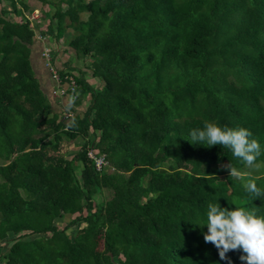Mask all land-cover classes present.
Masks as SVG:
<instances>
[{
	"label": "trees",
	"instance_id": "16d2710c",
	"mask_svg": "<svg viewBox=\"0 0 264 264\" xmlns=\"http://www.w3.org/2000/svg\"><path fill=\"white\" fill-rule=\"evenodd\" d=\"M28 1L0 0V264H246L197 225L216 201L264 216L243 188L264 173L229 176L250 168L189 132L246 127L264 145V0H34L50 7L40 34L73 30L87 62L45 58L62 111L37 78Z\"/></svg>",
	"mask_w": 264,
	"mask_h": 264
},
{
	"label": "clouds",
	"instance_id": "9594fccd",
	"mask_svg": "<svg viewBox=\"0 0 264 264\" xmlns=\"http://www.w3.org/2000/svg\"><path fill=\"white\" fill-rule=\"evenodd\" d=\"M193 145H220L228 148L232 156L248 166L258 169L264 154V145L253 138L252 132L246 127L221 126L214 122H205L202 128H193L189 132ZM229 176L242 179L251 176L250 172H241L230 163L225 165ZM257 178L243 180L246 192L259 198L264 196V189L256 183ZM207 231L203 232L205 242H211L218 250L220 259H226L229 250L240 249L245 255L240 259L246 264H264V216L257 215L245 207L227 209L218 201L209 203L206 212V223L197 225Z\"/></svg>",
	"mask_w": 264,
	"mask_h": 264
},
{
	"label": "rangeland",
	"instance_id": "374dc122",
	"mask_svg": "<svg viewBox=\"0 0 264 264\" xmlns=\"http://www.w3.org/2000/svg\"><path fill=\"white\" fill-rule=\"evenodd\" d=\"M29 6L32 8V12L28 13V12H24V16L32 23V24H36L39 25L38 28H36V44H35V51H34V67L36 70L39 71V69L44 70V71H48V73H50V70L48 69V64H46V59L53 57V65L55 67L61 68L64 66V63L66 61H72L73 65L79 68H83L84 64H86L85 62L82 61H77L75 58V51L70 48L68 46V41L70 40V35L73 34V30L71 29H67L64 35V38H62L60 40V42H54V40L48 35V34H40V29H42L43 31L46 30V25L44 24H40L41 21L45 22L47 20V18H43L44 14L46 12H50V7L47 5H42L41 3H39L38 1H34V0H29L28 1ZM45 20V21H44ZM42 25V27H41ZM54 25H56V23L54 22ZM54 28H56V26H54ZM36 56H38V60H36ZM48 62V60H47ZM43 71V72H44ZM52 78V76H51ZM95 83V82H94ZM58 97L60 98V102L61 103H57L58 106H55L58 111H62L64 110L66 105H63V103L65 100L63 98H65V96H62V94L58 92ZM57 97V98H58ZM67 104H69V102H67ZM60 106V107H59ZM55 108V109H56ZM74 108L77 110V112H82L85 109V106H74ZM56 109V110H57ZM82 145V143H78L76 145H72L70 153L68 154V156L72 157L74 156V154L80 149V146ZM251 173V176H258L261 175L262 173H264V168L262 167V165H260V167L258 169H250L249 171ZM70 221V216H67L61 220H59V225H61V227H64L68 222ZM78 227H74L72 229L68 230V234L73 237L76 234V230Z\"/></svg>",
	"mask_w": 264,
	"mask_h": 264
},
{
	"label": "crops",
	"instance_id": "0c3cea01",
	"mask_svg": "<svg viewBox=\"0 0 264 264\" xmlns=\"http://www.w3.org/2000/svg\"><path fill=\"white\" fill-rule=\"evenodd\" d=\"M38 56H36L37 58ZM38 60V58L36 59ZM44 70H41L39 69L36 70L37 72V78L39 79V82L42 86V89L44 90V92L47 94L48 98L51 100L52 104L55 106H58V102H60V98L61 97H58L60 95H58V91H57V85L55 84V82L53 81V79L51 78V74L48 73V71H44ZM58 97V98H57ZM66 102V103H63V105H66L68 100L67 98H63ZM82 106H85V102L82 104ZM60 107V106H59ZM80 107V106H79ZM56 108V107H55ZM57 109V108H56ZM65 109V108H64ZM58 110V109H57Z\"/></svg>",
	"mask_w": 264,
	"mask_h": 264
},
{
	"label": "built area",
	"instance_id": "2783aa9c",
	"mask_svg": "<svg viewBox=\"0 0 264 264\" xmlns=\"http://www.w3.org/2000/svg\"><path fill=\"white\" fill-rule=\"evenodd\" d=\"M48 60H50V58H48ZM51 71H52V77H53V79L56 80L58 83H61L57 71H55L53 69H51ZM58 85H60V84H58ZM64 91H65V89L64 90L63 89L62 90H59V92L61 94H64ZM94 153H96V152L90 151L89 152V157L95 158V154ZM95 161H96L97 168L98 169H101L102 166H103V164H104V158L103 157H101V158H95Z\"/></svg>",
	"mask_w": 264,
	"mask_h": 264
}]
</instances>
